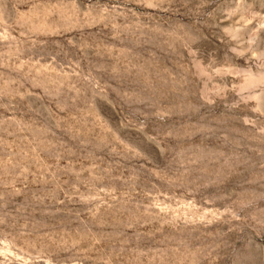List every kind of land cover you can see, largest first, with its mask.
Segmentation results:
<instances>
[{"label": "rangeland", "instance_id": "1", "mask_svg": "<svg viewBox=\"0 0 264 264\" xmlns=\"http://www.w3.org/2000/svg\"><path fill=\"white\" fill-rule=\"evenodd\" d=\"M0 264H264V0H0Z\"/></svg>", "mask_w": 264, "mask_h": 264}]
</instances>
